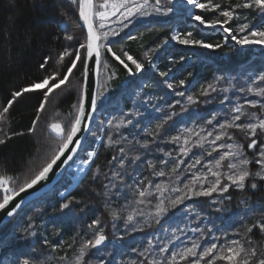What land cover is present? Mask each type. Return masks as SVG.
<instances>
[{
    "label": "trees",
    "instance_id": "1",
    "mask_svg": "<svg viewBox=\"0 0 264 264\" xmlns=\"http://www.w3.org/2000/svg\"><path fill=\"white\" fill-rule=\"evenodd\" d=\"M213 1L220 4L219 9L198 8L192 13L205 21H223L220 11L232 10L245 2ZM182 10L174 12L170 6L154 12L147 7L146 14L131 16L137 22L126 31H123V22L115 21L108 26L116 35H109L104 40L106 47L101 49L96 118L78 155L84 159L85 152L94 149L101 137L94 161L79 184L63 196L61 193L70 186L68 175L0 227V264H22L25 259L30 264H73L80 245L93 240L101 229L106 244L89 249L85 264H150V261L167 264L172 252L178 251L181 242H185V236L192 238L189 245L198 244V251L217 244L219 247L213 255L221 250L226 255L232 240L241 241L246 247L251 240V246L257 248L252 264L264 256V234L257 223H264V180L259 177H249L243 190L222 178L221 185H229L227 192L190 196L169 207L158 223L152 219L157 198L167 205L169 199L181 194L172 189H183L193 175L207 176L202 186L210 187L215 178L208 173V166L228 150L223 147L212 151L213 147L236 142L244 145L250 160L259 158L256 156L259 147L247 149L250 139L236 129L227 130L231 140L224 136L216 145L210 142L220 132L219 124L236 114L233 109L237 105L243 106L246 113L264 118V107H261L264 95L257 92L264 89V81L260 80L264 76V46L258 52L244 45L238 48L225 40L220 29L203 31L189 23L185 19L188 9L182 7ZM242 17L248 22L246 33L252 27H264V13L259 9L234 8L233 19L224 26L238 38L241 35L238 19ZM175 32L181 38L191 33L202 43L181 44L172 38ZM67 36L73 39H66ZM85 39L78 21V0L76 3L72 0H0V111L12 99L14 91L42 82L54 73L59 76L50 85L62 79ZM108 47L124 64L107 51ZM65 49L69 56L58 63ZM80 51L84 53L85 49ZM124 52L142 65L139 71ZM45 57L49 58L48 63L41 68ZM82 80L83 65L77 62L69 81L49 94L42 111L37 110L46 88L22 94L5 114V120L0 121V138L5 140L0 144V175L12 178L9 187L16 192L58 150L60 139L49 131L52 123L49 115L54 112L66 118L65 132L70 128L78 108ZM210 84L215 91L208 89ZM249 88L253 91L249 92ZM204 89H208L206 95L202 94ZM188 96L193 97V102L188 101ZM251 101H256V107L250 106ZM33 120H36L34 127ZM240 122H249L247 115ZM158 124L163 126L157 129ZM209 132L213 135L208 136ZM196 134L205 137L203 147L195 146ZM173 137L180 139L173 140ZM185 138H190L188 145L183 144ZM255 138L264 144V134ZM182 146L189 149L187 154L181 153ZM197 159L199 164L195 163ZM226 164L227 161L223 162L221 172L228 171ZM174 166H177L176 172L171 171ZM248 167L256 172L260 166L253 162ZM161 171L166 174L158 175ZM252 183L257 184L255 189ZM157 184L164 187L163 192L156 190ZM145 186L151 195L145 203L138 204V189ZM200 188L201 184L195 185V190ZM62 204L68 207L62 209ZM112 212L116 213L115 218ZM140 212L144 215L137 214ZM129 214L133 215V221L126 223ZM146 218L150 223L145 222ZM93 220L100 223L89 227ZM188 226L194 227L195 233L186 232L184 237L177 238L178 231ZM249 227L253 231L245 235ZM160 248L166 251L160 252ZM145 249L149 250L145 252ZM141 252L145 255L141 256ZM193 259H178L177 264H192ZM209 259L211 256L201 264H208ZM213 264L229 262L217 259Z\"/></svg>",
    "mask_w": 264,
    "mask_h": 264
},
{
    "label": "snow or ice",
    "instance_id": "2",
    "mask_svg": "<svg viewBox=\"0 0 264 264\" xmlns=\"http://www.w3.org/2000/svg\"><path fill=\"white\" fill-rule=\"evenodd\" d=\"M73 3H76V0H72ZM79 2V18L83 22V27L86 28V39L84 43H81L79 48L76 49L74 55L75 59L71 60L70 66L67 68V72L63 74L62 79H58V82L52 83L50 85L51 80H56L59 76V73H54L52 76H46L42 82H34L32 85L28 87L22 88L20 91H14L12 93V99L8 100L7 105L3 107L2 111H0V121L5 120V114L9 112V108L13 105L14 101L21 97L22 94L33 91V90H41L47 89L44 91V100L41 102L38 113L42 111L45 107V103L48 99L50 93L53 92L54 89H59L61 86L65 85L69 79L73 70L77 67V62L82 63L83 65V77L85 80L84 89L81 91L80 98L78 101V108L75 114V118L71 123L70 129L65 132V129L62 127L60 123H52L49 125V129L53 132L59 139L60 144L58 150L51 156V158L38 170L34 173V175L26 180L19 187V192H16L15 189L10 188L8 185L12 182V178L0 175V189H3L5 195L3 196V201L0 202V209H3L10 200H12L13 196L19 195V193L25 192L26 189L33 188V186L37 185L40 181L44 180L48 173L52 170L53 165L57 163L60 159L61 155L64 154L65 150L68 149L69 144L73 143V138L76 136L77 132L81 130V121L86 117V115H91V113H86V83L89 76V72L91 71L89 66V60L94 57L95 63L97 66L101 64L102 52L101 49L105 48L106 45L102 43V40H106L109 35H116L115 30L111 31H103L106 28L108 22L112 17H122L123 19H127L128 17L133 16L134 14H146V9L148 7V0H143V3L138 2V0H78ZM187 3L190 5H194L196 8L208 10L219 9L220 4L213 3L212 0H207V3H199L198 0H187ZM252 8L255 7L260 10L261 13H264V0H245L242 4H237L234 8ZM234 8L232 10H223L220 11L219 15L224 17L223 21L219 19H213L211 21H205L202 19L200 15L193 16L195 21H198L201 25L205 27H213L219 25L225 33H228L232 40H234L237 44H251L258 43L264 44V31L256 32L252 31L250 35H246L241 39H237L236 35H233L231 29L228 27H224V25L228 24L234 17ZM157 12L160 11L159 8V0H157V6L155 8ZM248 27L247 24H243L240 26L239 30L243 32ZM174 40H178L181 44H201L202 41L194 39L192 34L189 33L186 38H181L179 35H174L172 37ZM66 39H73L72 36H67ZM204 47H212L210 44H204ZM219 47V45H216ZM80 49H85V52L82 53ZM109 53H112L113 57L120 61V63L124 64V60L120 58V56L116 55L113 52L111 47L107 48ZM123 55L127 58L128 61H131L132 64L135 65L136 70L139 71L142 67L140 63H138L131 55L127 52H124ZM69 56V51L65 49L62 53H60V57L58 63L63 62L64 58ZM49 58L45 57V61L41 64V68H44L48 63ZM104 67L107 68L108 64L105 62ZM125 67L127 65L125 64ZM114 75V74H113ZM163 75V73H161ZM261 81H264V76L260 77ZM183 84V81H181ZM171 87V85H169ZM208 89H212L215 91L213 85H208ZM208 89H204L202 94H207ZM226 91V89H225ZM249 92H252L253 89L249 88ZM259 95H264V89L257 90ZM182 95V94H181ZM189 102H193V97H187ZM91 109L94 112L96 109L97 97L93 95L91 97ZM251 107H256V101L249 102ZM264 107V105H261ZM235 115H233L230 119L225 120L224 123L219 124L220 132L215 135V139L210 143L212 145H216V141H220L224 136H228V139L231 140L232 137L228 134V129H236L240 132L245 133L246 138L250 139V143L247 144V149L251 150L256 147H259V151L256 153L258 159L250 160L249 157L245 154L244 145L240 143H228L227 145H217L213 147L212 151H216L217 148L226 147L228 150L219 155L218 159H215L214 164L208 166V173L214 177V181L211 182L210 187L204 188L203 182L207 179V176L201 175H193V178L190 183L185 184L184 188H173L172 191L181 193L177 195L175 199H169L168 204L165 205L163 199H158V203L155 205V213L152 215V219H155L156 222H159V217H161L164 213L168 211L169 207H175L176 205L183 202L184 199L189 198L190 196H210L213 192H227L229 190V185L224 184L221 185V179L226 178L231 185H234L236 188L243 190L245 188V181L249 177H259L261 180H264V144H259L258 139L255 138L258 134H264V118H258L256 113H246L244 111L243 106L237 105L233 109ZM247 115L248 121L247 123L240 122L242 117ZM33 127L36 124V120H33ZM111 124L112 122L109 121ZM123 123V121H121ZM130 123V121H129ZM210 123V121H209ZM163 124H158L157 129L161 128ZM85 127H87L85 125ZM119 127V125H117ZM33 129L30 128L29 132ZM191 131V130H188ZM22 134V133H14L13 135ZM198 135V139L195 141V146L203 147V142L205 140L204 136ZM213 133L209 132L208 136H212ZM10 138V137H8ZM180 137H173V140H179ZM5 140L0 138V144H3ZM190 142V138H185L183 141L184 145H188ZM75 143L79 145L80 141L76 140ZM71 151L75 152L76 149L73 148ZM121 153L124 152V149H120ZM181 153L187 154L189 149L187 147L182 146L180 149ZM211 155V152L208 153ZM72 157L69 156L68 159ZM227 161L226 167L228 169L227 172H221L220 169L223 166V162ZM255 162L258 164L259 170L256 172H251L249 170V165ZM196 164L200 163V160L197 159L195 161ZM124 160H120V165L123 166ZM151 166V165H150ZM195 165H192L194 167ZM176 167L172 168V172H176ZM166 173L161 171L158 173L160 176H164ZM114 176L118 175L117 173H113ZM201 184V188L199 190H195L196 184ZM251 187L255 189L257 184L252 183ZM156 190L158 192H163L164 187L162 185L157 184ZM151 195L148 188L145 186L141 189H138L139 199L136 201L138 204L145 203V199ZM20 205H16L19 207ZM68 204H62L61 208H67ZM138 215L143 216L142 212L137 213ZM9 216L12 215V212L8 213ZM111 215L113 218L116 217V213L112 212ZM133 221V215L129 214L126 217V223ZM146 223H150L149 220L145 219ZM99 220H93L92 224L89 227L95 226L99 224ZM259 230L262 234H264V223L257 222ZM253 231L252 227L246 229L245 235H248ZM105 240V236L102 234V229L95 234V238L93 240L84 241L78 250V253L75 257L73 264H85V256L89 249L96 248ZM149 245H151V241H149ZM249 246H245L244 243L237 240H232L230 242V246L226 248L227 254H224V250L213 255L215 249L219 246L215 243L211 244L209 247H204L202 250L198 251V244L193 242L191 247H184L179 251H173L171 257L167 260V264H177V260L185 261L187 258L192 257L195 258L192 260V264H201L206 257L211 256V259L208 260V264H213L214 260H226L229 264H252L253 258L257 257V248L252 245V241H248ZM69 247H71L69 245ZM149 249H145L147 252ZM166 248H160V252H165ZM145 252H141L140 255H145ZM198 257V258H197ZM63 259V257L61 258ZM22 264H30L28 259H25ZM150 264H158L156 261H150ZM256 264H264V256L256 260Z\"/></svg>",
    "mask_w": 264,
    "mask_h": 264
},
{
    "label": "water",
    "instance_id": "3",
    "mask_svg": "<svg viewBox=\"0 0 264 264\" xmlns=\"http://www.w3.org/2000/svg\"><path fill=\"white\" fill-rule=\"evenodd\" d=\"M78 18H79V4H78ZM80 26L83 29L86 36V28L83 27V22L80 20ZM89 66L91 71L86 83V113H91V115H86V117L81 121V130L77 132L76 136L73 138V143L69 144L68 149L65 150L64 154L61 155L60 159L55 165H53L52 170L48 173L47 177L40 181L33 188L26 189L25 192L19 193V195L13 196L12 200L3 208L0 209V227L12 220L25 206L31 202L39 199L44 194L50 192L54 186L60 182L65 171L71 165V163L76 159L80 149L85 143L86 137L91 130L92 124L95 119L97 112V103L96 109L93 112L91 109V97L95 95L97 97L98 93V84H99V72L100 65L97 66L95 63L94 57L89 60ZM85 80L83 77L82 90L84 89ZM85 125L87 127H85ZM76 140H79L80 143L77 145ZM75 148L76 151L73 152L71 149ZM71 156V159L68 157ZM19 192V191H18ZM16 205H20L16 207ZM12 212V215L9 216L8 213ZM106 239L98 245L95 249L105 246Z\"/></svg>",
    "mask_w": 264,
    "mask_h": 264
},
{
    "label": "rangeland",
    "instance_id": "4",
    "mask_svg": "<svg viewBox=\"0 0 264 264\" xmlns=\"http://www.w3.org/2000/svg\"><path fill=\"white\" fill-rule=\"evenodd\" d=\"M138 2L140 3H143V0H138ZM199 3H201V0H198ZM213 3H218V2H215L212 0ZM79 4V2H78ZM219 4V3H218ZM157 6V0H148V7L150 9V11H154V12H157L155 10ZM171 6V9L174 11V12H177V13H181L183 12L182 10V7H184L185 9L187 8L188 11L185 13V19L189 22V23H192V24H196L198 27H200L201 29H204L206 31H211V30H215V29H220L224 34H225V40L231 42V43H235V45L240 48L242 47L243 45L246 46V47H250V48H258L260 46H264V44H258V43H251V44H237L234 40L231 39V37L229 36L228 33H225L223 31V29L219 26V25H216V26H213V27H205L204 25H201L198 21H195L193 19V16H195L192 12L193 10L195 9H198L196 8L194 5H190L187 3V0H169L168 2H163L162 0H159V8H160V11H163L164 9L166 10L167 7H170ZM192 10V11H191ZM161 14V13H160ZM135 15V14H134ZM132 18V19H131ZM123 22V24H125L123 27H124V30L123 31H126L127 29H129L131 27L132 24H134L135 22H137V19H134L133 17H128L127 19H123L122 17H112L110 19V21L108 22L107 24V28H105V30L103 29V31H111V28L108 27L109 25H111L113 22ZM247 20L242 17V18H239L238 19V26L240 28L241 25L243 24H247ZM225 27V26H224ZM238 28V30H239ZM252 31H256V32H260V31H264V27L263 28H257V27H252V29L250 30V32L246 33V29L241 32L239 30V33L241 34L239 36V38L237 37V39H241L243 38L244 36L246 35H250V33ZM232 32V30H231ZM233 35H235L234 32H232ZM175 35H178L177 32H175ZM131 36V35H130ZM129 36L126 37V39L128 38ZM107 40V39H106ZM102 43H104L105 41L102 40L101 41ZM104 49V48H103ZM69 67V66H68ZM82 91V90H81ZM98 94V93H97ZM97 113V112H96ZM49 120L50 122L52 123H60L62 125L63 128H65V123L67 122L66 121V118L58 115L57 113H54L52 112L50 115H49ZM95 118H96V115H95ZM95 120V119H94ZM50 123V124H52ZM94 123V122H93ZM108 121L106 119V122H105V126L107 125ZM48 124V123H47ZM93 126V124H92ZM49 128V126H48ZM70 129V128H69ZM68 129V130H69ZM91 130H92V127H91ZM90 130V132H91ZM50 131V129H49ZM90 132L88 133V135L90 134ZM53 133V132H52ZM54 134V133H53ZM55 135V134H54ZM87 135V137H88ZM56 136V135H55ZM86 137V138H87ZM101 141V137L97 139V143L94 147V149L92 150H88L87 152H85V158L83 159L80 158L79 153L76 157V159L71 163V165L68 167V169L65 171L64 175H68L69 177V180H70V186L68 187V189H66V191H63L61 193L60 196H63L65 193H67L69 190H71L72 188H74L75 186H77L79 184V182L83 179V177L86 175V173L89 171V168L92 164V162L94 161V158H95V150L97 149L98 147V144L100 143ZM83 147V146H82ZM82 149V148H81ZM80 149V151H81ZM79 151V152H80ZM63 175V176H64ZM63 178V177H62ZM61 181V180H60ZM9 186V185H8ZM56 186V185H55ZM54 186V187H55ZM0 193L2 194V201H3V196L5 195L3 189H0ZM196 231V229L194 227H187V229H183L181 228L178 233H177V238H181V237H184L185 236V233L188 232V234H194ZM183 232H184V235H183ZM177 238H174V241H179V239L177 240ZM192 238H190L189 236H185V242L182 243L181 242V248L179 250H181L182 248L184 247H191V245H189V241H192L191 240ZM189 245V246H188ZM178 250V251H179Z\"/></svg>",
    "mask_w": 264,
    "mask_h": 264
},
{
    "label": "bare ground",
    "instance_id": "5",
    "mask_svg": "<svg viewBox=\"0 0 264 264\" xmlns=\"http://www.w3.org/2000/svg\"><path fill=\"white\" fill-rule=\"evenodd\" d=\"M78 21H79V18H78ZM79 26H80V22H79ZM81 27V26H80ZM203 31H206V30H204V29H202ZM253 50L255 51V52H258L259 51V47L258 48H253ZM99 74H100V72H99ZM82 84H83V80H82ZM19 191V190H18ZM17 191V192H18Z\"/></svg>",
    "mask_w": 264,
    "mask_h": 264
}]
</instances>
